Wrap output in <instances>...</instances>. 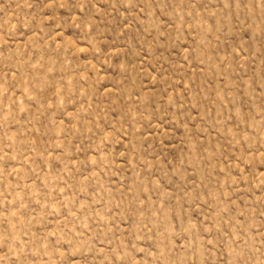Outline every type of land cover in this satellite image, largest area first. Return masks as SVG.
<instances>
[{
    "label": "rangeland",
    "instance_id": "obj_1",
    "mask_svg": "<svg viewBox=\"0 0 264 264\" xmlns=\"http://www.w3.org/2000/svg\"><path fill=\"white\" fill-rule=\"evenodd\" d=\"M0 264H264V0H0Z\"/></svg>",
    "mask_w": 264,
    "mask_h": 264
}]
</instances>
